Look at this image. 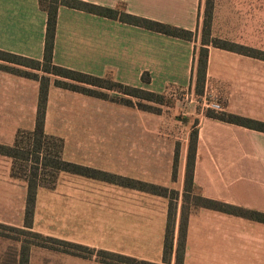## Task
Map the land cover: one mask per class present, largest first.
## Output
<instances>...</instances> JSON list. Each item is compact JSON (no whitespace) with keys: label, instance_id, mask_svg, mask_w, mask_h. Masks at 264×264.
Returning <instances> with one entry per match:
<instances>
[{"label":"crops","instance_id":"obj_1","mask_svg":"<svg viewBox=\"0 0 264 264\" xmlns=\"http://www.w3.org/2000/svg\"><path fill=\"white\" fill-rule=\"evenodd\" d=\"M83 1L122 7L129 14L190 30L194 36L191 40L172 37L60 6L52 52L54 64L156 93L182 87L195 95V67L197 51L202 45L205 0ZM45 26L46 13L37 0H0L1 50L42 59ZM210 32L213 37L251 48L264 45V0H212ZM145 72L150 76L148 82L141 79ZM48 76L44 132L61 139L63 159L178 193L173 247L166 263L175 264L193 126L180 131L177 129L180 118H176L170 130H166L162 123L145 122L146 111L136 105L64 89L54 84L57 76ZM34 81L37 85L33 94ZM50 83L74 93L67 96L77 101L76 107L56 105L50 109ZM39 86L37 80L0 70V144L12 145L19 131L34 128ZM209 96L218 101L223 111L264 122V60L208 46L203 92L194 98L200 97L203 103V98ZM194 98L186 102L184 110H187L182 112L184 117L194 115L198 120L194 126L197 130L194 192L264 213V132L208 117L202 111L194 114L188 104ZM98 99L117 104L110 106L122 110L125 106L126 115L120 118L126 121L98 115L100 110L90 107L98 104ZM169 107H174L177 114L183 109L176 104L166 108ZM128 108L136 111L131 117ZM130 118L135 120L129 121ZM61 122L67 126L66 132L58 127ZM52 125L55 131L48 130ZM22 188V210L15 211L13 198L16 191L21 194ZM26 194L25 181L12 174V158L0 154V223L23 225ZM168 201L167 197L125 184L61 171L52 188H37L32 229L162 264ZM187 205L183 264H264V223ZM0 244H15L12 252L0 250V264H14L19 244L3 237ZM32 247L28 264H31ZM66 255L83 260L82 264H105L95 256L85 258L63 252L58 253L56 264H71L65 260Z\"/></svg>","mask_w":264,"mask_h":264},{"label":"trees","instance_id":"obj_2","mask_svg":"<svg viewBox=\"0 0 264 264\" xmlns=\"http://www.w3.org/2000/svg\"><path fill=\"white\" fill-rule=\"evenodd\" d=\"M40 8L46 13V26L44 35V47L42 59H35L24 55L0 49V70L13 74L24 76L39 81V97L34 128L31 131H19L12 145L0 144V154L12 158V174L19 179L25 181L27 186V194L24 210V222L21 227L0 223V237L13 240L19 244L14 264H28L30 248L38 246L50 250H55L80 257L95 256L96 259L105 264H158L133 257L121 255L115 252L89 247L83 244L66 241L44 235L32 229V216L35 205L36 191L38 187L52 188L56 182L57 174L61 171L78 174L90 178L125 184L140 190L148 191L153 194L167 197L168 213L166 221V229L163 242V263L169 260L173 247V228L176 213V202L178 193L175 190L168 189L160 185L149 184L136 181L120 176L110 175L109 173L79 165L62 158V141L59 138L48 136L44 132V113L47 100V91L49 84V76L54 75L58 78L54 79V84L58 87L81 92L86 95L95 96L101 99L112 100L124 105H136L137 108L149 112H159L153 110L149 105H145L141 100L157 103L155 97H161L165 93H156L153 91L142 89L138 86L125 85L116 82L108 77H97L78 70L56 65L52 61L53 43L56 30L57 11L60 6L82 10L93 13L98 16L117 19L119 21L137 25L145 29L156 31L172 37L191 40L194 36L193 32L181 27L172 26L167 23L139 17L127 13L122 7L110 8L97 5L83 0H37ZM212 17V0H205V10L201 31V46L197 51L196 67H195V96L202 94L203 84L207 66L208 46H213L223 50L235 52L238 54L251 56L264 60V52L255 50L251 47L240 45L228 40H223L211 36L210 24ZM42 72L43 74H39ZM45 73V74H44ZM47 74V75H46ZM144 82L150 80L147 72L141 75ZM106 90V91H103ZM107 91H114L119 96L112 97ZM130 97V98H129ZM135 98L137 101L132 100ZM160 103V102H159ZM204 114L208 117L215 118L224 122L241 125L247 128L264 132V122L249 117L228 113L226 111H214L207 109ZM22 135H28L26 146L20 145ZM197 130L192 129L189 135L187 162L184 176V185L182 192V207L178 226L177 241L175 247V264H183L186 221H187V204L195 207H204L221 211L227 214L245 217L264 223V213L244 209L236 205L221 202L203 197L200 193H195L192 175L195 158ZM48 141L55 142L56 152L42 150V145H46ZM53 154V155H52ZM33 159V166L25 173H17L18 161H28ZM50 167L54 169V175L50 182L43 181L38 178L37 170L41 167ZM192 198V200H191ZM194 199V200H193ZM26 234L29 239H20L18 235Z\"/></svg>","mask_w":264,"mask_h":264},{"label":"rangeland","instance_id":"obj_3","mask_svg":"<svg viewBox=\"0 0 264 264\" xmlns=\"http://www.w3.org/2000/svg\"><path fill=\"white\" fill-rule=\"evenodd\" d=\"M204 10H205V1H204ZM204 10H203V14H204ZM204 17V15H203ZM248 46V45H245ZM249 47V46H248ZM255 50L258 51H263L264 52V45H256V48H253ZM251 57V56H250ZM259 59V58H258ZM37 82L34 81L31 86H32V90H33V94L35 93V88L34 85ZM195 83V82H194ZM37 85V84H36ZM50 87V96H49V104H50V109H53L54 106L56 105H64L65 107H76V105L78 104L77 101L75 99H73L71 96H67L70 94H74L72 92L66 91V90H62V89H58L57 87H55L53 85V83H50L49 85ZM194 89V88H193ZM195 90V89H194ZM27 91H29V87L27 88ZM56 93H60V94H56ZM62 93V94H61ZM191 90L188 88H182V87H170V90H168V92H166L165 94H162L161 97H155V99L159 102L154 103V102H148L145 100H139L142 103H144L145 105H149L151 107V109L153 110H159L161 111L162 109H168L167 111H163L159 114H155V113H151V112H144L145 115V122H151V123H162L165 125V129L166 130H170L169 127H172V124L174 122L177 121L176 118H180V127L177 128L180 131L185 130L188 127H192V129H196L194 126L195 124H197L198 120L196 118H194L195 116H191V117H184L182 115V112H186L187 109L184 110V107L186 108V102H188L191 98H194V94L192 93L191 95ZM112 97H116L119 96V94L115 93L114 91L111 92V94H109ZM130 98V97H129ZM134 101H137L135 98H131ZM101 103L98 102V104H96L95 106L91 105V108H98L100 110V116H106V117H112L113 121H126L125 119H121L120 116H123V118L126 115V107L124 106L123 110L117 106H110V105H117L114 103H110L104 100H97ZM178 105L179 109H183L180 110V112L177 114L174 107L172 108H166L167 106H173V105ZM189 108H193L194 110V114H196L197 112H205L207 109L206 105H204L201 101L200 97H197V99L192 103H188ZM187 104V105H188ZM188 107V106H187ZM128 115L131 117L134 113H136V111L133 108H128L127 110ZM66 117H69V114L65 115ZM135 119H129V121H132ZM192 124V125H191ZM59 128L63 130H65V132L67 131L68 128H66L67 126L63 125L62 122L58 125ZM191 129V130H192ZM49 131H55V125L53 127V125L51 127H48ZM64 132V131H63ZM5 139H7V137H5ZM28 141V135H22V138L20 139V145L21 146H26V143ZM29 142V141H28ZM42 150L47 153L48 151L49 154H51V152H56V148H55V142L52 141H48L46 143V145H42ZM53 155V154H52ZM33 159H30L28 161H18V169L16 170L17 173H25L26 171L29 170V167H32L33 165ZM38 173V178L42 179L43 181L46 182H50L52 179V176L54 175V169L50 168V167H41L37 170ZM192 200V198H191ZM194 200V199H193ZM15 203V205H14ZM24 203V193H23V188L21 191V194H19L16 191V195L13 198V204L14 207L16 208L15 211L17 209L22 210V206ZM43 228H48L45 227L44 225ZM20 237V239L23 240H27L29 239V236L26 234H21L18 235ZM8 244H0V250H7V252H12L13 249H15V244L9 245ZM33 254L31 257V264H56L57 263V257H58V253L55 250H50V249H46V248H41L38 246H33ZM65 260H67V262L71 263V264H82L81 261L78 258H75L74 256H70V255H66Z\"/></svg>","mask_w":264,"mask_h":264},{"label":"built area","instance_id":"obj_4","mask_svg":"<svg viewBox=\"0 0 264 264\" xmlns=\"http://www.w3.org/2000/svg\"><path fill=\"white\" fill-rule=\"evenodd\" d=\"M203 104L206 105L207 108L212 109L214 111L221 110V106L213 96L203 98Z\"/></svg>","mask_w":264,"mask_h":264}]
</instances>
